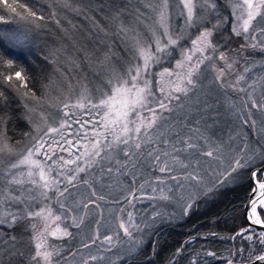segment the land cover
<instances>
[{"label": "snow or ice", "instance_id": "snow-or-ice-1", "mask_svg": "<svg viewBox=\"0 0 264 264\" xmlns=\"http://www.w3.org/2000/svg\"><path fill=\"white\" fill-rule=\"evenodd\" d=\"M228 2L237 21L232 26V33L237 37L242 36L246 42L241 45V49L251 48L255 50L259 47L261 51H264V27H257L253 23L257 20V17L264 20V0H228ZM54 3L77 15L84 11L79 6L73 7L72 0H50L48 6L52 8L51 18L58 26L60 20L57 19V12L53 7ZM128 3H130V0H128ZM173 3H176L177 6L182 5L179 17L183 20V25L179 30L172 23L171 9ZM137 5L134 12L128 13L132 17L130 21L126 22L124 20L127 8L122 10L113 9L112 15L105 16L106 21L115 24L116 32L114 35L121 40L128 59L125 61L120 58L122 61L120 64H113L116 54L112 45H108L103 53V58L96 62L104 69L106 77L101 88L93 92L85 84L80 88L75 101L71 102V96L75 93L69 84V95L65 96L64 101L59 102V112L63 113L60 117L59 126H50L48 116L41 113L43 124H33L36 135L32 139L35 143L27 149L26 154L20 156L10 165L11 169L27 166V176L29 177L27 183L33 187L28 188L26 190L27 195H25L23 189L25 180L19 179L15 175L7 180L9 186H20V194L14 195V190L11 187L0 191V224L14 227L24 220L43 221L42 228H38L35 222L31 223L33 235L29 243L34 244L35 253L30 255V264H53V257L59 255V251L55 246L49 245L48 236L59 238L60 236L70 235L66 229H61L59 224H57L55 230L49 232V221H61V215H54L53 213L51 207L52 197L49 193H54L56 203L63 209V198H65V193H69L70 187H75L76 182L81 179L84 184H90L88 179L79 177V174L87 173L88 169L97 164L98 160L96 158L105 159L109 156L111 149H118L126 158L123 167L132 161L133 156L144 157V150L154 144L153 130L159 132V129L167 120L164 113L174 111L172 102L179 101L182 96H187L196 87L195 77L200 71V66L204 65L206 61L213 60V56L205 54L206 51L209 49L212 52L217 51L218 46L213 44L212 37L222 26V22L218 20L216 24H212L211 28L206 26V23L211 22L209 20L210 14L219 16L216 11V0H137ZM0 9L9 13L13 18H18L19 21L32 24L37 28L40 25L36 22L46 19L44 15L38 14L34 5L29 6L27 2H21V0H0ZM100 10L103 11V8ZM237 12H239V15H237ZM144 16H148L152 23H147L143 19ZM0 22L7 23L8 18L0 14ZM69 24H71V21H69ZM197 26H200L203 30L199 31V35L192 39L187 34V30ZM93 28L103 32L105 36L109 34L107 28L95 20L93 21ZM257 33H259V37ZM186 39L191 40L190 48L181 46V41ZM249 39L252 41L259 39L260 42L249 44L247 43ZM27 40V31L6 30L0 33V45H2L0 47V84L7 82V87L14 89L22 98L36 101L39 105L42 98L37 97L36 93L28 87L27 76L23 74L24 69L19 67L14 59L8 58L11 53L6 51L8 48L23 51ZM176 49L180 50V58L176 59L175 65L154 72V66L161 65L169 57H172ZM77 51L82 52L84 60L91 63V55H95V53L90 54L84 49H77ZM197 54L199 55L197 56ZM45 58L47 59V57ZM219 59L224 61L227 69H232L236 63L234 60L230 61L224 52H220ZM68 61L76 68L81 66V62L75 56H69ZM212 69L217 72L216 80L218 81L225 74V68H217L215 64L212 65ZM249 70L248 68L244 69L245 72ZM244 79V75H239L236 85H229V87L236 88ZM251 86L249 85V87ZM239 90L244 91L243 88ZM3 99H5L4 92L0 91V100ZM49 107L56 108L58 105L49 104ZM252 107L262 109L264 104L257 105L253 102ZM24 108L27 113L36 111V108L30 107L27 102L24 103ZM85 109L87 111L84 115L89 117L87 120L77 116L75 111H70ZM73 117H75L74 120ZM26 119L30 124L32 123L30 115H27ZM249 119H251V116H249ZM70 120L72 123L80 125L79 129L72 135L76 138L75 145H80L83 151L75 156V159H65L63 156L55 158L57 148L60 151H69L71 156L70 149L75 146L73 140L68 139L64 131L66 128L70 129L72 127ZM4 123L5 118L0 115V125ZM244 123L247 124L248 120H245ZM255 125L256 121L252 120L254 128ZM45 127L47 128L46 131L44 130ZM210 127L206 126L204 131H201L200 127L190 129L191 132L196 134L195 136H181L177 133L174 143L167 138L161 141V137L165 135L164 132H160L158 136H155V141L161 142L165 148L170 145L171 150L153 147L147 150L146 157L150 158L155 170L160 173H168L167 179L175 182V185L174 187H167L165 179L156 176L153 184L164 187H159V195L147 196V199H159L165 202L175 200L179 204L185 200V190L191 188L193 193H190L187 199L192 201L193 195L200 194L197 190L203 188V194L207 195L217 186L222 187L231 182L235 178L234 174L239 173L240 170L255 166V170L251 173V179L255 181V187L252 191L256 192L259 189L257 193L260 197L259 202L264 205V179L260 178L261 174L264 173V128H261L259 133L261 143L245 142L243 147L232 149L229 145L226 149L224 141L214 142L212 140ZM53 134L58 135L59 140L51 139V143H48ZM231 139L232 137H229V140ZM81 141H84V143L81 144ZM199 141H203V145ZM176 144H180L181 147H176ZM65 145L68 147H65ZM133 148L136 150L135 152L132 151ZM17 155V150L9 143L6 134L0 131V157H15ZM39 155L44 156L43 161L35 158ZM49 160L52 161L51 165L48 164ZM211 161H217L219 165H223L227 161V167L221 171L213 169L212 173H207L209 175L214 174V182L212 187H205V179L202 173L207 172V169H203L201 165ZM73 165L75 167H70ZM131 166L132 168L136 167L135 163H132ZM174 169L184 170L183 174H172ZM64 170L67 171V174ZM111 171L112 169L109 168L108 172ZM53 172H55V176H53ZM127 174L125 173V175ZM37 176L39 179H35ZM59 177H63V181ZM65 181L66 184L61 190L59 185ZM136 184L137 177L134 175L128 195L123 197L125 205L128 207H135V202L141 200V196H138L137 192H141L143 195L142 190L146 185H149V181L145 180L140 183L138 188ZM37 190L43 206L39 211H34L31 210V202L37 201V195H33ZM157 191V187H152L153 193ZM92 195L96 196V193L93 192ZM97 199L103 200L104 197L99 196ZM251 203L249 219L254 224L264 223L257 216L256 200H252ZM20 204L25 206L19 212L11 210L12 205ZM87 206L84 205L85 208ZM191 206L192 204L189 202L187 207L183 208L185 215ZM120 211L123 213L126 209L122 207ZM161 218L162 214L158 211L153 212L151 219L142 218L140 222H137L132 211L127 212L126 218H119L118 227L130 242V247L126 249L129 257L135 254L143 244V240L137 239L134 233H144L147 229L153 228L157 220ZM73 225L80 226L75 217H73ZM249 231V229H242L241 232L236 234L249 244L248 264H255L256 261L264 264V253L253 256L257 245L264 247V231L258 234L252 231L250 234L245 235ZM9 239L12 241L10 245L13 250L12 254L23 256L22 252L16 250L17 238L10 236ZM115 239H120L119 234L116 235ZM231 239H235V237H231ZM113 240V236L104 237L102 243L110 246L106 251H110L112 247H115ZM93 241H95V237ZM7 243V240L0 241V244ZM84 247H88V245H84ZM179 252L180 250L177 249V254ZM239 253L243 259V247L239 249ZM208 255L214 256L215 254L209 252ZM91 259L95 260L96 257L93 256ZM84 264H87V261ZM228 264H233V261L229 259Z\"/></svg>", "mask_w": 264, "mask_h": 264}, {"label": "rangeland", "instance_id": "rangeland-1", "mask_svg": "<svg viewBox=\"0 0 264 264\" xmlns=\"http://www.w3.org/2000/svg\"><path fill=\"white\" fill-rule=\"evenodd\" d=\"M120 1L128 2V0ZM49 2L50 0H45L47 5L46 7L49 11L46 14L51 18L52 8H49ZM72 2L73 7L79 6L84 9L80 15L64 9L58 4H53V7L57 12V19L60 20L59 26L52 18L47 23L46 21H37L36 23L40 25L38 35L36 32H33L37 31L34 25L31 24L32 28L27 25L24 26V31L28 32V40L26 44H30L28 46L31 47H37L38 52L43 56V59L47 57V59L45 58L47 62V72L45 75L46 80L45 84H43V86L35 92L37 97L42 98L39 105H37L36 101L28 98H22V96L17 94L15 90H11L13 96L12 98H15L20 104V112L22 113L21 118L26 123V131L24 133L22 131V134L20 133L21 138L19 139L15 138V140H10L8 138L9 143L15 147L18 155L15 157H0V191L4 188L11 187L14 190V195L20 194V186H9L7 184V180L13 175L19 179L25 180V184L23 185L25 195H27L26 190L33 187L31 184L27 183L29 179L27 176V166H21L19 169H11L10 165L19 159L20 156L26 154L27 149L35 143L32 139V137L36 135L33 130V124H43L40 115L41 113L48 116V124L50 126H59V123L61 122L60 117L63 115L62 112H59V102L64 101L65 96L69 95V84L72 86V90L75 93L71 96V102L75 101L80 88L85 84L93 92L101 88V85L106 77L104 75V69L96 62L97 60L103 58V53L108 45H112L113 51L116 54V57L112 62L113 64H120L122 62L120 58H123L125 61L128 59L121 44V40L119 37L114 35L116 32L115 24L105 20L106 15L113 14L112 10L114 7L109 5L83 6L79 0H72ZM225 5L229 11V28L232 32V26L234 23H237V21L232 13V8L228 0ZM137 6V0H130V3L121 5L118 9L114 10L127 8V12L124 15V20L127 22L132 19L128 13L134 12ZM101 8H103V11L100 10ZM180 8H182V5L177 6L176 3L172 4V23L177 30H179L183 25V20L179 17ZM237 15H239V12H237ZM213 17L214 15L210 14L209 20ZM143 19L149 24L152 23V21L148 19V16H144ZM94 20L107 28L109 33L107 36H105L104 33L100 32L98 29L93 28ZM69 21H71V24H69ZM222 22L225 23V19H222ZM216 23L217 21L211 22L209 23V26ZM253 23L257 27H264V20L260 17H257V20ZM201 30L203 29L200 26H197L188 29L187 34L194 39L197 35H199V31ZM54 32L56 34H54ZM257 36L259 37V33H257ZM232 37L236 40H240V42H237V46H232L231 51L225 52L230 61H236L233 68H226L224 61L219 59V51L212 52L211 49L207 50L205 54L213 56V60L206 61L204 65L200 66V71L195 77L196 87L190 91L187 96H182L179 101L172 102L174 111L171 113H164L167 120L159 129V132L153 130L154 144L148 146V148L144 150V157L138 158L137 156H133L132 161L123 167L122 165H125L126 158L118 149H111L109 151V156L105 159L101 160L100 158H96L98 160L97 164H95L91 169H88L87 173L79 174V177L90 180V185L93 188V191H89V187L82 184H79L77 187L78 189L76 190H71L72 188H69V193H65V198H63V209H61L59 204L56 203L54 193H49L52 197L51 207L53 208L54 215H61V221H49V232L55 230L57 224H59L61 229H66L68 233H70L68 236H60L59 238L51 235L48 236L49 245L55 246V248L59 251V255L53 257V264H84L85 261H87V264H121L134 255L140 254L152 237L151 235L154 234L160 225H169L181 221V219L185 216L183 208L187 207L189 202H191L193 206V203L196 200L204 198L208 194L210 195L211 193H215L221 188V186H217L207 195L203 194V188H201L197 190L200 194L193 195L192 201H189L187 197L190 193H193V189L187 188L184 192L185 200L179 204L176 203L175 200L172 202H165L159 199H147V196L159 195V187H164L153 184L157 175L165 179L167 187H174L175 185V182L167 179V176L169 175L168 173H160L155 170L150 162V158L146 157L147 150H150L153 147L168 151L171 150L170 145L165 148L161 142L155 141V136H158L160 132L165 133V135L161 137V141L164 138H167L170 142L174 143L177 133L181 136H195L196 134L191 132L190 129L200 127L201 131H204L206 126H211L210 134L212 135V140L214 142H218L219 140L224 141L226 149L229 145L232 149H236L243 147L245 142H262L259 133L260 129L264 128V108H253L252 103L255 102L257 105L264 104V51H261L259 47L255 50L251 48L241 49V45L246 43L243 37H237L234 34H232ZM212 42L216 45L213 38ZM259 42V39L257 41H252L251 39L247 41L249 44ZM181 46L184 48H190L191 40L186 39L181 41ZM25 49H27V47H25ZM77 49H84L90 54L95 53V55H91V63L85 61L82 52H78ZM179 51V49H176L172 57H169L168 60H165L161 65L154 66L153 71H161L164 67L174 66L176 59L180 58ZM198 55L199 54H197V56ZM69 56H75L81 62L80 68H76L69 63ZM213 64H215L217 68H225V74L219 81L216 80L217 72L212 69ZM245 68L250 70L245 72ZM239 75H244V81H241L236 88L229 87V85H236V80ZM249 85L252 86L249 87ZM240 88H243L244 91H240ZM25 102H27L30 107H35L36 111L33 113H27V110L24 108ZM49 104H57L58 107H49ZM70 111H75L76 115L81 117L82 115L85 116L84 113L87 110ZM27 115L32 117L31 124L26 119ZM145 115H147V113H145ZM249 116H251V119H249ZM245 120H248L247 124L244 123ZM252 120L256 121L255 128L252 126ZM44 130L46 131L47 128L45 127ZM0 131L5 133L4 124L0 125ZM26 133L28 135H25ZM53 136H56V134H53ZM229 137H232V139L229 140ZM83 143L84 141H82V144ZM199 143L203 145L204 142L199 141ZM176 147H181V145L176 144ZM74 148L75 150L72 155L75 157L79 155L76 152L77 150H80V148ZM132 151L135 152L136 150L133 148ZM181 155L183 156L184 154L182 153ZM35 158L42 161L44 160L43 155L36 156ZM50 163L51 160L48 161V164ZM132 163H135V168H129V165H132ZM218 165L219 162L217 161H211L201 165L203 169H207V172L202 173L205 179V187H212L214 182V174L209 175L207 173H212L213 169L221 171L227 167V161L223 165ZM109 168L112 169L111 172H108ZM33 171H35V169H33ZM183 171L184 170L182 169H174L172 174L182 175ZM252 171H254L253 168L250 169L249 172V181L251 179ZM21 173H23V175H21ZM125 173H128V177L126 176L127 179L131 178L133 180L134 175L137 177V188L139 187V184L143 183L145 180L149 181V185H146L142 190L143 195L141 192H137V195L141 196V200L135 202V207L129 208V211H132L135 214L137 222H140L142 218L151 219L153 212L158 211L162 214V218L157 220V223L153 228L147 229L144 233H134V236L137 239L143 240V244L131 257H129L126 252V249L130 247V242L117 226L118 205H121L120 202L117 203L120 198L117 196L119 194L117 185L121 184L126 187L128 185L129 190L131 186L128 183L126 184V182L124 183L123 178H125ZM155 173L156 175H154ZM53 176H55V172H53ZM234 177L235 178L226 185H236L239 180V176L236 174ZM35 179H39V177L37 176ZM59 179L63 181V177H59ZM65 184L66 181L59 185L61 190H63ZM152 187H157L158 191L153 193ZM93 192L96 193V196L94 197H92ZM128 192H126V195H128ZM257 192L258 190L255 193ZM33 195H37V201L31 202V210L39 211V209L43 206V203L40 202V198L38 197V190L34 192ZM99 196H103L104 199H97ZM92 201L95 202L94 206L86 208V211H91V217L87 218L86 216L83 219L81 228L77 229L74 227L73 219L71 221L72 225L70 226L68 224L69 213L66 211L65 207L73 213V217L76 218L77 222L79 221L78 216L84 208V203L89 202L91 204ZM24 206V204L12 205L11 210L13 212H19V210ZM192 206L188 208V211L192 208ZM259 209H262V213ZM256 211L264 220V205L258 203ZM127 212L128 211L124 212L122 218H126ZM86 220L88 223L91 222V224L86 225ZM93 221L96 223V229L92 227ZM97 221H99V223H97ZM33 222L37 223L38 228L43 227V221L24 220V223L22 224L23 228L18 234L19 241L25 242L27 246L32 248L29 255L35 253L34 244L29 243L31 236L33 235L31 229V223ZM24 226L27 230L24 229ZM241 230L242 229L237 232L239 233ZM251 232L252 230L245 235L250 234ZM255 233L258 234L257 232ZM117 234H119V240L115 239ZM105 236L114 237L113 243L115 244V247H112L110 251H106V249L110 246L102 243ZM94 237L95 241H93ZM89 241H92L93 243ZM11 243L12 241H9L7 244H0V247L2 246L3 248H8ZM84 245H88V247H84ZM204 253L208 254L209 251L204 250ZM93 256L96 257L95 260L91 259ZM230 257L234 256L229 255L228 258ZM218 258H223V256ZM228 258L226 256V259ZM26 259V261L30 264V256L26 257ZM233 261L238 260L234 259Z\"/></svg>", "mask_w": 264, "mask_h": 264}, {"label": "trees", "instance_id": "trees-1", "mask_svg": "<svg viewBox=\"0 0 264 264\" xmlns=\"http://www.w3.org/2000/svg\"><path fill=\"white\" fill-rule=\"evenodd\" d=\"M21 2H27L29 6L34 5L38 14L46 17L42 21L47 23L51 19L46 14L49 11L45 0H21ZM79 2L83 6L109 5L114 7V9L128 4L127 1L122 2L120 0H79ZM216 2L219 16L214 15L210 21L220 20L222 22V19H227L225 23L222 22V26L214 33L212 38L218 46L217 52L225 53L231 51L232 46H237V42H240V40L232 37L233 33L229 28L230 15L225 5L227 0H216ZM0 14L8 18L7 23L0 22V33L6 30L24 31V26L26 25L32 28L31 24H25L19 21L18 18H13L3 9H0ZM206 26L211 27L212 25L209 26V23H206ZM38 29L39 27H36L37 31H33L37 35L39 34ZM54 34L56 33L54 32ZM28 45L30 44H26L25 47L27 49L24 48L23 51L13 48H8L6 51L11 53L8 58L14 59L15 63L24 69L23 74L27 76L28 87L33 92H37L45 84L47 62L39 54L37 47ZM11 90L14 89L7 87V82L0 84V91L4 92L5 97V99L0 100V115L5 118V134L10 140H15V138H21L22 131L23 133L26 131V123L21 118L20 104L15 98H12ZM254 167L240 170L237 173L239 180L236 185L225 184L220 189L217 188L218 190L216 189L215 193L196 200L181 221L169 225H160L154 234L151 235L152 237L142 252L121 264H193V262L194 264H218L228 259L244 262L248 260L249 244L236 234L238 233L237 231L244 229L246 226L242 206L250 189L249 172ZM259 210L262 213V209ZM23 223L24 221H21L14 227L0 224V241L7 240L9 242L11 241L9 237L15 236L17 238L16 250L23 253V256L13 255V250L10 247L3 248L1 246L0 264H29L26 261V257L30 256L29 253H31L32 248L18 239ZM246 229L254 230L252 228ZM254 231L257 232L256 230ZM231 237H235V239H231ZM241 247L244 248L243 259L239 253ZM177 249L180 250L179 254H177ZM204 250L215 255L209 256L204 253ZM263 250L264 247L257 245L253 256L260 254ZM229 255L234 257L228 258ZM220 256H223V258H218ZM226 256L228 259H226Z\"/></svg>", "mask_w": 264, "mask_h": 264}, {"label": "flooded vegetation", "instance_id": "flooded-vegetation-1", "mask_svg": "<svg viewBox=\"0 0 264 264\" xmlns=\"http://www.w3.org/2000/svg\"><path fill=\"white\" fill-rule=\"evenodd\" d=\"M77 116H79V115H77ZM80 117V116H79ZM82 117V119L83 120H87V119H89V117L87 116V115H85V116H81ZM75 119V117H73V120ZM70 123H72V121L70 120L69 121ZM79 127H80V125L79 124H77V123H72V127L70 128V129H68V128H66L64 131H65V133L67 134V138L68 139H72L73 140V143H74V145H75V140H76V138H75V136L74 135H72V133H74L77 129H79ZM51 139H57V140H59V136L58 135H56V136H53L52 138H50V140H49V142L48 143H51ZM81 144H82V141H81ZM65 147H68L67 145H65ZM74 147H79L80 148V150H77V154H80V152L83 150V148L80 146V145H75ZM74 147H72L71 149H70V151H71V156L69 155V151H60L58 148L56 149V157L55 158H58L59 156H63L65 159H69V158H71V159H75V157L72 155L73 153H74V150H75V148ZM46 148H47V145H46ZM50 164H52V161H51V163ZM55 167V166H54ZM70 167H75L74 165L73 166H70ZM132 166L131 165H129V168H131ZM152 172V171H151ZM152 173H154V172H152ZM66 174H67V172H66ZM125 175V174H124ZM154 175H156V173L154 174ZM126 176L127 175H125V178H123V180H124V183L126 182V184L128 183L129 185H131L132 186V179L130 178V179H127L126 178ZM158 176V175H157ZM128 177V176H127ZM85 179V178H84ZM90 181V180H89ZM79 184H82V185H84V186H87V187H89L88 188V190L89 191H93V188L91 187V185L90 184H84L83 182H82V180H79L78 182H76V186L75 187H70V189L71 190H76V189H78L77 187L79 186ZM118 186V189H119V194L117 195L118 197H120L119 198V202L121 203V205H118V211H117V217H118V220H117V226H118V223H119V218H121L122 216H123V214H124V212L123 213H121V211H120V209L122 208V207H124L125 209H126V211H129V208L130 207H128V206H126L125 205V201H124V199H123V197H125V196H127L126 195V192H128V190H129V187H128V185H127V187L126 186H123V185H117ZM131 186H130V188H131ZM116 196V195H115ZM92 197H94V196H92ZM87 201V200H86ZM94 203L95 202H93L92 201V203L90 204L89 202H85L84 203V205H88L87 206V208H89V207H92V206H94ZM84 205H83V207H84ZM58 206V205H57ZM56 206V207H57ZM65 209H66V211L69 213V225L71 226L72 224H71V221H72V219H73V213L69 210V209H67L66 207H65ZM86 208L84 207L83 209H82V211H81V213L79 214V221H77V223L80 225L79 227H76V226H74V227H76L77 229L78 228H81L82 227V224H83V219L87 216V218H89V217H91V211L90 210H87L86 212ZM85 224L86 225H90L91 224V222H87V220L85 221ZM92 227H94V229H96V223H95V221H93V224H92ZM119 228V227H118ZM120 231L123 233V231L120 229ZM89 242H92V241H89ZM93 243V242H92Z\"/></svg>", "mask_w": 264, "mask_h": 264}, {"label": "water", "instance_id": "water-1", "mask_svg": "<svg viewBox=\"0 0 264 264\" xmlns=\"http://www.w3.org/2000/svg\"><path fill=\"white\" fill-rule=\"evenodd\" d=\"M253 169L255 170V168H253ZM263 179H264V173H263ZM250 181H251V189L249 190V192L247 194V197H246V200H245V202H244V204L242 206V213H243L244 221L246 222V224L249 227H251L253 229H256V230L261 232V231H264V223H262V224H254V223H252V220L249 219V214L251 212V207H252L251 201L252 200H256V202H258V199L260 198L257 194H254L255 192L252 191V189L255 187V181L252 180V179H250ZM257 216L259 217V219L262 222H264V220L260 217V215L258 213H257ZM261 253H264V250ZM218 264H228V260H225V261L220 262ZM233 264H248V260H245V262L244 261H233ZM255 264H261V262L260 261H256Z\"/></svg>", "mask_w": 264, "mask_h": 264}, {"label": "bare ground", "instance_id": "bare-ground-1", "mask_svg": "<svg viewBox=\"0 0 264 264\" xmlns=\"http://www.w3.org/2000/svg\"><path fill=\"white\" fill-rule=\"evenodd\" d=\"M257 190H258V192H259V189H257ZM258 192H257V193H258ZM257 193H254V194H257ZM259 200H260V198L258 199V202H257V203H260ZM246 228H250V227L246 224V226L244 227V229H246ZM254 230H255V229H254ZM256 231H257L258 233L260 232V231H258V230H256Z\"/></svg>", "mask_w": 264, "mask_h": 264}]
</instances>
